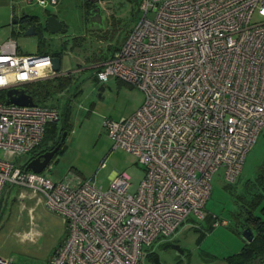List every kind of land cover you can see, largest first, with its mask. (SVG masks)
<instances>
[{"label":"built area","instance_id":"1","mask_svg":"<svg viewBox=\"0 0 264 264\" xmlns=\"http://www.w3.org/2000/svg\"><path fill=\"white\" fill-rule=\"evenodd\" d=\"M141 9L97 73L146 94L133 114L104 122L115 147L146 167L136 191L126 172L104 190L74 169L56 180L17 165L61 112L0 99V199L10 183L63 216L67 234L49 264H140L145 246L174 235L192 213L206 217L214 174L223 168L235 181L264 128V20L253 21L264 0H143ZM53 56L25 53L10 36L0 44V91L59 74ZM0 264L22 263L0 255Z\"/></svg>","mask_w":264,"mask_h":264},{"label":"rangeland","instance_id":"2","mask_svg":"<svg viewBox=\"0 0 264 264\" xmlns=\"http://www.w3.org/2000/svg\"><path fill=\"white\" fill-rule=\"evenodd\" d=\"M85 1L59 0L55 5L45 6L38 0H0V44L13 36L23 52L40 51L39 34H26L27 24L20 21L25 13L39 15L45 20L47 10H51L65 26L68 25L66 33L54 34L46 30V44L43 43L44 47L54 50L64 40L70 42L72 46L64 54L61 65L63 70L71 71L75 79L71 90L56 96L61 122L68 113L67 128L62 149L44 173L58 180L74 169L106 190L117 172H126L132 182L130 190L136 191L146 167L132 152L115 147L104 122L108 117L119 120L130 116L144 103L146 94L139 86L117 76L100 80L97 64L104 61L98 60L100 56H110L125 41L143 10L138 0H103V23L97 24L88 20ZM262 20L264 15L256 11L253 21ZM74 36L80 39L75 40ZM75 84L80 88L77 95H74ZM29 157L30 153L19 155L15 163L23 165ZM263 158L264 128L247 155L235 193L243 190L246 178L254 176ZM227 183L224 169L220 168L214 174L212 193L205 208L207 213L228 220L227 224L214 225L212 218H200L192 213L174 235L145 246L140 264H158L155 255L162 264H229V256L242 248L245 238L242 224L233 219V210L240 206L234 199L235 194L226 188ZM17 193V185L8 183L1 197L0 255L22 264H49L66 237V222L30 189L24 188Z\"/></svg>","mask_w":264,"mask_h":264},{"label":"trees","instance_id":"3","mask_svg":"<svg viewBox=\"0 0 264 264\" xmlns=\"http://www.w3.org/2000/svg\"><path fill=\"white\" fill-rule=\"evenodd\" d=\"M86 2L87 0L85 1V5L87 4ZM137 2L139 5L141 4L140 0H138ZM49 14H54V13L51 10H47V15ZM87 16L89 20V15L87 14ZM20 21L26 23L27 27L33 23H36L37 24L36 28L39 34L38 39H39L40 52L50 53L55 56H60L62 62V58L64 54L68 51V48L72 46L69 45L70 42L68 40H64L58 49H54V50L48 49L47 47L43 46V43L46 44L45 32L46 30H48L47 22L42 23L40 21L39 15L29 14V13L23 14L21 16ZM66 26L68 25L66 24ZM74 37H76L75 40L80 39L77 38L79 36H74ZM118 47H116L115 50ZM108 57L102 55L98 58V60L99 61L106 60ZM101 66L102 65L97 66L98 70L101 69ZM74 83H75L74 74L71 71H68L66 73L57 74L49 78L28 83L25 85V87L27 92H29L34 96V99L37 102V104L57 106L55 104V100H57L56 96L60 97V94L62 95L63 93H66L68 90H71ZM75 85H76L75 86L76 91L74 92V95H77V93L80 91L79 90L80 88L77 87L78 86L77 84ZM5 96H6L5 90H1L0 99L4 100ZM67 116L68 113L66 112L64 118L65 121L61 122V115H60V118L58 120L48 123L42 142L35 149L29 152L30 157L28 158L27 162L23 164V169H27L26 165L30 159L38 156L39 154L43 153L48 149H53L59 143L62 144L58 152L62 149V145L64 144V140H65V139L63 140V136L67 128ZM236 182H238V177L233 182L228 181L226 185V188L230 190L232 194H235L234 199L235 201L239 202V206H240L238 210H233L232 212V215L234 217L233 219L237 223L242 224L243 230L246 227L250 226L254 231L255 237L251 241L246 240V242L239 251L229 256L228 259V261L230 262L229 264H264V158L256 168L254 176L252 177L249 176L248 178H246L243 190L237 193H235V185L237 184ZM17 187H18V191L19 189L22 188L20 186ZM2 199L3 198L0 199L1 202H3ZM209 217L212 218L213 223L220 218L219 216H214L213 213H207L206 218L210 219ZM154 259L158 264H162L157 255L154 256Z\"/></svg>","mask_w":264,"mask_h":264},{"label":"water","instance_id":"4","mask_svg":"<svg viewBox=\"0 0 264 264\" xmlns=\"http://www.w3.org/2000/svg\"><path fill=\"white\" fill-rule=\"evenodd\" d=\"M97 14L90 17V21L102 24L103 23V14L101 13V8L98 7ZM19 19L15 20L18 22ZM40 21L42 23L47 22L48 25V32L58 34L59 32L66 33L68 31V27L64 25L63 21L58 18L55 14L47 15L46 19L44 20L40 16ZM36 23L31 24L26 29V34H38V30L36 28ZM54 68L55 70L62 71L61 65V57L60 56H53ZM6 102L7 103H17V104H25V105H35L37 102L34 99V96L27 92L25 86L21 87H12L6 91ZM65 139V134L63 136V140ZM62 143L56 145L53 149H48L43 153L39 154L38 156L29 160L26 165L27 169H32L37 172H44L50 162L53 160L54 156L58 152L59 148L61 147ZM243 237L249 241L253 240L255 235L253 229L248 226L243 230Z\"/></svg>","mask_w":264,"mask_h":264},{"label":"flooded vegetation","instance_id":"5","mask_svg":"<svg viewBox=\"0 0 264 264\" xmlns=\"http://www.w3.org/2000/svg\"><path fill=\"white\" fill-rule=\"evenodd\" d=\"M87 4L84 6V8L86 9L87 14L89 15V21H90V17L94 16L97 14V9L98 7L101 8V13L103 14V5H102V1L100 0H87L86 2ZM84 9V10H85Z\"/></svg>","mask_w":264,"mask_h":264},{"label":"crops","instance_id":"6","mask_svg":"<svg viewBox=\"0 0 264 264\" xmlns=\"http://www.w3.org/2000/svg\"><path fill=\"white\" fill-rule=\"evenodd\" d=\"M14 21H15V19H14ZM39 52H40V51H39ZM40 53H41V52H40ZM104 61H105V60H104ZM104 61H103V62H104ZM103 62H99V63L97 64V66H98V65H101ZM66 72H68V70H63V69H62V71H60L59 73L61 74V73H66ZM240 174H241V173H240ZM22 189H24V188L19 189L18 193H19ZM18 193H17V194H18ZM34 194H35V193H34ZM39 198H41V197H39ZM246 240H247V239H245V242H246Z\"/></svg>","mask_w":264,"mask_h":264}]
</instances>
